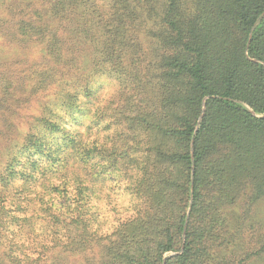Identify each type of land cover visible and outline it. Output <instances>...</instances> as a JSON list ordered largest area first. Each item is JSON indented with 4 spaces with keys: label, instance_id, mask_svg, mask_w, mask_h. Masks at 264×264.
Returning <instances> with one entry per match:
<instances>
[{
    "label": "trees",
    "instance_id": "obj_1",
    "mask_svg": "<svg viewBox=\"0 0 264 264\" xmlns=\"http://www.w3.org/2000/svg\"><path fill=\"white\" fill-rule=\"evenodd\" d=\"M15 2L0 35L44 58L0 70V264H264V0Z\"/></svg>",
    "mask_w": 264,
    "mask_h": 264
},
{
    "label": "rangeland",
    "instance_id": "obj_2",
    "mask_svg": "<svg viewBox=\"0 0 264 264\" xmlns=\"http://www.w3.org/2000/svg\"><path fill=\"white\" fill-rule=\"evenodd\" d=\"M13 7V8H12ZM16 7L15 0H7L6 5L0 1V17L8 15L11 11L15 12L14 8ZM12 8V9H11ZM44 47H41L38 42L29 43V44H17L10 46L8 42H5V38L0 35V70H2L6 65H14L17 68V75L31 77L38 69H41V63L43 61ZM49 62L46 68L51 67ZM10 68V67H8ZM37 79V78H36ZM97 87L99 88L101 98L103 102H99L97 105L104 103L106 100L112 98L116 93L115 84L110 86L105 80H101ZM27 93H30L31 98L26 101ZM55 93V92H54ZM52 93V95L54 94ZM22 94H20L21 96ZM51 95V96H52ZM41 97L40 94L32 95L31 90L27 88V91L24 93V99L16 104V109L18 115L13 117V121L16 124H19V132L24 133L27 123L33 120L35 116L40 115L41 110ZM51 97H48V100ZM97 105H94L97 106ZM68 129L74 130L78 128L77 124L70 123L67 125ZM98 130H103V127L96 128ZM84 132L87 131V127L83 129ZM100 137L103 136V132L98 134ZM127 198L123 195L121 191L115 189L112 184L106 186V189L103 187L100 191L98 199L94 200L95 206V227H101L103 230L107 231L115 224V220L120 216H125L124 206L127 204ZM260 212L264 214V206L260 208ZM71 262L76 261V259H71Z\"/></svg>",
    "mask_w": 264,
    "mask_h": 264
}]
</instances>
